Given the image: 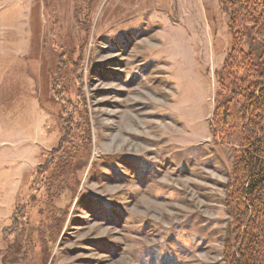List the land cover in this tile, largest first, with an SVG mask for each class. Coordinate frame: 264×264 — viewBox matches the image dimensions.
<instances>
[{
	"label": "rangeland",
	"instance_id": "rangeland-1",
	"mask_svg": "<svg viewBox=\"0 0 264 264\" xmlns=\"http://www.w3.org/2000/svg\"><path fill=\"white\" fill-rule=\"evenodd\" d=\"M230 16L221 0H0V264H232L240 107L211 131Z\"/></svg>",
	"mask_w": 264,
	"mask_h": 264
},
{
	"label": "trees",
	"instance_id": "trees-1",
	"mask_svg": "<svg viewBox=\"0 0 264 264\" xmlns=\"http://www.w3.org/2000/svg\"><path fill=\"white\" fill-rule=\"evenodd\" d=\"M231 10V49L223 69L228 77V98L214 109L211 131L214 138L231 126L232 104L239 106L242 146L232 174L235 202L234 238L239 243L232 264H263L264 258V67L239 48L241 30L251 27L264 45L263 0H221ZM222 80V79H220ZM234 125V124H232ZM46 252V249H45ZM46 259L47 256H46Z\"/></svg>",
	"mask_w": 264,
	"mask_h": 264
}]
</instances>
